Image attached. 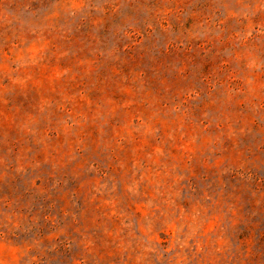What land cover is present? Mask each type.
<instances>
[{
	"label": "rangeland",
	"instance_id": "obj_1",
	"mask_svg": "<svg viewBox=\"0 0 264 264\" xmlns=\"http://www.w3.org/2000/svg\"><path fill=\"white\" fill-rule=\"evenodd\" d=\"M0 264H264V0H0Z\"/></svg>",
	"mask_w": 264,
	"mask_h": 264
}]
</instances>
